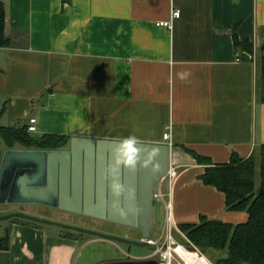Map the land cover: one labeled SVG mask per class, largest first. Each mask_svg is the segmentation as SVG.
Instances as JSON below:
<instances>
[{"label": "crops", "instance_id": "0c3cea01", "mask_svg": "<svg viewBox=\"0 0 264 264\" xmlns=\"http://www.w3.org/2000/svg\"><path fill=\"white\" fill-rule=\"evenodd\" d=\"M3 1L12 45L0 47L2 125L36 117L34 134L70 135L61 149L73 137L119 141L130 134L167 144L178 177L162 189L178 222L227 220L225 194L202 182L205 165L182 145L220 164L264 144L256 93L264 0ZM234 31L254 43V53H236ZM45 225L12 223L0 264H87L79 252L87 237Z\"/></svg>", "mask_w": 264, "mask_h": 264}, {"label": "water", "instance_id": "95a60500", "mask_svg": "<svg viewBox=\"0 0 264 264\" xmlns=\"http://www.w3.org/2000/svg\"><path fill=\"white\" fill-rule=\"evenodd\" d=\"M117 142L118 140L73 137L70 149L5 150L0 163V203H38L60 208L138 228L147 237L154 225L155 187L165 177L170 166V147L167 144L140 142L142 151L135 168H119L116 178L124 186V191L116 196L111 189L113 178H105L104 170L114 162L113 152ZM153 149L156 154L152 163L145 166L143 161L149 159ZM15 217L115 243L149 248L146 243L127 237L20 212L1 215L0 221Z\"/></svg>", "mask_w": 264, "mask_h": 264}, {"label": "trees", "instance_id": "16d2710c", "mask_svg": "<svg viewBox=\"0 0 264 264\" xmlns=\"http://www.w3.org/2000/svg\"><path fill=\"white\" fill-rule=\"evenodd\" d=\"M70 2L71 0H63L64 4ZM6 18V5L0 0V47L12 45V39L6 34ZM233 36L237 54L241 51L254 53V43L250 39H240L236 31ZM259 68L256 93L258 101L264 104V54L259 58ZM0 137L5 149L16 148L17 144L23 149H61L70 140L68 134H34L28 131V125H0ZM182 147L198 164L205 165V171L199 178L204 184L225 194L227 210L247 212L248 218L244 222L233 224L201 215L198 223H181V230L204 252L226 251L227 254L218 259L219 264H264V144L247 158L234 152L229 162L220 164L213 163L210 158L185 145ZM5 149L0 148V163ZM12 223L36 227L44 224L18 217L12 218ZM64 236L84 238L86 234L66 230ZM10 243L11 229L8 226L4 234L0 235V250H8Z\"/></svg>", "mask_w": 264, "mask_h": 264}, {"label": "rangeland", "instance_id": "374dc122", "mask_svg": "<svg viewBox=\"0 0 264 264\" xmlns=\"http://www.w3.org/2000/svg\"><path fill=\"white\" fill-rule=\"evenodd\" d=\"M260 104L261 105L258 107V112H257V124H258L257 127H258V134L261 137H264V104L262 103ZM2 123L3 122L0 118V125H2ZM5 147L6 146L0 137V148L5 149ZM18 147L21 148L19 144H17L16 148ZM167 188H169V186H167ZM258 188H259V183L257 185V189ZM168 198H169L168 195H166L165 200L167 201ZM15 212L37 216L40 218L61 222L69 225H74L85 229L104 232L111 235H118L123 238L127 237L128 235L129 239L138 242L140 241V238L143 235L138 228H134V227L132 228L112 221L90 217L82 214H72L69 213L68 211L59 208L50 207L38 203H19V202L0 203V216ZM226 212L228 213V217L226 221H231L233 224L244 222L247 219V217L245 216H248L247 212H236L229 210H227ZM239 216H243V218L239 219ZM166 217H167V209L165 206V202L161 200H155L154 225L150 232L151 236L158 238L160 234H162L166 226ZM11 219L0 221V235H3L5 228L11 225ZM173 219L178 226L181 224L178 222V219L175 215L174 206H173ZM45 226H48L49 228H55L54 225H50V224H46ZM61 229L64 231L67 230L65 228H61ZM176 236L178 237L179 240L186 243V241L182 239L179 235ZM85 238L86 241H84L81 244L80 246L81 248L79 252L83 250V256L81 259H84L86 257L87 264H105L106 259H121V260L129 259L128 256H126V253L130 254L131 256H146L151 252V249L148 247L129 245L122 242L119 243L114 242L115 243L114 244L109 241L102 240L99 237H94L87 234ZM226 254H227L226 251H220V250H211L208 252L210 259L213 260L214 262H217L218 259L224 257Z\"/></svg>", "mask_w": 264, "mask_h": 264}, {"label": "built area", "instance_id": "2783aa9c", "mask_svg": "<svg viewBox=\"0 0 264 264\" xmlns=\"http://www.w3.org/2000/svg\"><path fill=\"white\" fill-rule=\"evenodd\" d=\"M180 16L181 11L175 10L173 17L179 18ZM159 24L172 28L171 21H162ZM28 131L32 133L37 131L36 117L30 118ZM163 138L164 140L169 139L170 133L165 132ZM177 177V167L170 165L165 177L157 184L158 189L154 191V199L165 202L167 217L166 226L158 238L150 234L147 237L142 235L140 238L139 242L146 243L151 249V252L146 256H131L128 253H126V256L143 264H219L211 260L207 252L202 251L191 242L173 219V205L170 199L165 200L167 193L163 191L162 185L166 184L171 188ZM176 235H179L186 243L179 240Z\"/></svg>", "mask_w": 264, "mask_h": 264}, {"label": "clouds", "instance_id": "9594fccd", "mask_svg": "<svg viewBox=\"0 0 264 264\" xmlns=\"http://www.w3.org/2000/svg\"><path fill=\"white\" fill-rule=\"evenodd\" d=\"M142 149L138 137L130 134L121 138L115 145L113 152V163L108 165L104 170L105 178L112 177L111 189L114 195L119 196L124 191V186L116 178L119 174L121 166L128 168H135L137 162L140 160V153ZM156 150L153 149L150 153L149 159L143 161L147 166L152 163V158L155 156ZM158 167V165H154ZM131 193V190H129Z\"/></svg>", "mask_w": 264, "mask_h": 264}, {"label": "flooded vegetation", "instance_id": "af4514ba", "mask_svg": "<svg viewBox=\"0 0 264 264\" xmlns=\"http://www.w3.org/2000/svg\"><path fill=\"white\" fill-rule=\"evenodd\" d=\"M126 226V225H125ZM133 228V227H132ZM116 236H118V235H116ZM127 238H129V236L127 235Z\"/></svg>", "mask_w": 264, "mask_h": 264}]
</instances>
